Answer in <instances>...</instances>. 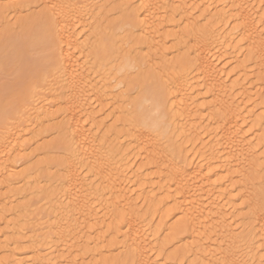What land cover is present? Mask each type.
<instances>
[{
	"label": "bare ground",
	"instance_id": "bare-ground-1",
	"mask_svg": "<svg viewBox=\"0 0 264 264\" xmlns=\"http://www.w3.org/2000/svg\"><path fill=\"white\" fill-rule=\"evenodd\" d=\"M134 1V6L117 5L128 19L111 21L99 13L104 22L97 20L98 15L80 40L77 29L85 28L81 19L85 6L71 7L68 0H28L42 8L29 29L27 43L15 44L10 35L0 43V245L5 243L0 248L14 246L11 255L15 258L28 253L31 264H161L166 259L176 264H264V197H253L255 186L249 180L251 175L264 173V103L249 94L244 86L248 82L238 84L257 72L264 86V0ZM177 17L183 23L180 31L175 30ZM126 30L137 34L132 44L139 54L117 46L118 36ZM168 40L170 48H166ZM128 44L121 41L123 46ZM211 46L217 50L213 52ZM84 49L90 50V59L87 55L82 63L76 55ZM244 53L240 61L238 54ZM223 58L234 64L232 71H226ZM108 61L113 62L110 76L117 80L110 78L114 81L110 84L105 78L108 82H103L102 89L120 90L108 99L125 107L117 116L121 127L130 126L122 134L129 139L124 148L118 143L124 137L113 125L97 135L100 123L92 108L105 100L90 80L91 73L103 71ZM163 70L165 75L160 74ZM226 80H231L229 85ZM124 86L136 89L131 100L124 98ZM50 87L62 98L51 93L55 101L50 102L47 95L50 107L35 112L44 120L60 119L53 127L61 137L60 147L47 150L48 154L59 151L62 157L53 160L52 155L44 168L58 169L56 179L64 200L49 203L53 211L47 216L48 231L28 236V246L22 247L24 241L6 239L7 231L16 228L10 219L17 213L8 202L9 193L15 191L11 193L16 180L23 182L33 175L27 169L23 176L12 173L16 170L10 159L14 154L13 161L20 162L28 146L23 138L28 111L23 110ZM143 108L148 109L145 115L139 111ZM172 132L176 143L173 138L170 142ZM186 143L191 153L184 149ZM131 153L141 161L132 167L133 172L123 167ZM39 189L36 194H46L45 187ZM34 192L28 190L32 196ZM134 194L146 207V211L140 209L145 211L142 214L133 207ZM52 195L44 198L50 201ZM153 216L159 221L151 228L147 220ZM171 220L174 223L168 228ZM40 225L31 229L41 231L45 226ZM166 229L170 234L160 239ZM169 244L177 245L171 257L164 255L156 261ZM41 246L48 247V253L43 254ZM116 250L121 252L112 255ZM8 258L0 264L15 260Z\"/></svg>",
	"mask_w": 264,
	"mask_h": 264
},
{
	"label": "rangeland",
	"instance_id": "rangeland-1",
	"mask_svg": "<svg viewBox=\"0 0 264 264\" xmlns=\"http://www.w3.org/2000/svg\"><path fill=\"white\" fill-rule=\"evenodd\" d=\"M5 1V2H4ZM28 0H0V43H5V39H7L8 37H9V35H10V37H11V41L13 42V43H15V44H26L27 43V41H28V33H29V29H30V27L33 25V23H34V21H35V19H38V17H39V14L41 13L40 11H41V8H42V6L40 5V4H28V2H27ZM121 1V2H120ZM22 2H24V3H26L27 4V6L23 3V5L22 4H20V3H22ZM70 2V6L72 7L73 6V4H74V6H76V7H82V6H85L81 11V19H82V21H83V25L85 26V28H81V29H77V33H79L80 32V35L82 36V38L80 39V40H82L83 38H85L87 35H88V33H89V31H88V28H89V26L90 25H93L94 23H95V21H96V19L98 18V15H99V19H97L99 22H101V23H103L104 22V18L102 17V15L103 16H107V18L108 19H110L111 21H112V19L115 21V20H117V19H122V18H124V19H128L129 18V15L128 14H120L119 12V9H118V6L120 5V4H129V6H134L135 5V1L134 0H112V1H109V0H106V2H105V0L103 1V0H100V2H99V0L97 1V0H68V3ZM77 2V3H76ZM81 2V3H80ZM90 2H91V4H90ZM10 5H9V4ZM79 3V4H78ZM11 4H13V5H15V6H17L16 8L17 9H14L13 10V8L11 7ZM77 4V5H76ZM105 4H107V5H105ZM131 4V5H130ZM6 5V6H5ZM19 5V6H18ZM21 5V6H20ZM40 5V6H39ZM79 5V6H78ZM103 5V6H102ZM118 5V6H117ZM8 6V7H7ZM10 6V7H9ZM36 6V7H35ZM106 6V7H105ZM6 7V8H5ZM14 7V6H13ZM38 7V8H37ZM101 7V8H100ZM103 7V8H102ZM117 7V8H116ZM98 8V9H97ZM105 8V9H104ZM115 9H116V11H115ZM6 10V11H5ZM17 10H19V12L20 13H18L19 15H17L16 13H15V11H17ZM99 10V11H98ZM5 11V12H4ZM28 11V12H27ZM119 11V12H118ZM258 11V10H257ZM104 12H105V14H104ZM116 12V13H115ZM118 12V13H117ZM213 12V11H212ZM98 13V14H97ZM99 13H101V14H99ZM258 13L260 14V10L258 11ZM114 14V15H113ZM196 14V13H195ZM194 14V18H196L197 17V15L198 14H196L195 15ZM15 15H16V18H15ZM19 18H18V17ZM100 16H101V18H100ZM196 16V17H195ZM103 19V20H102ZM176 19V24H178L177 26H179V25H181V24H183L180 20H179V17H177V18H175ZM175 19H174V21H175ZM262 19H264V15L262 16ZM86 20V21H85ZM101 20V21H100ZM179 20V21H178ZM181 22V23H180ZM201 22V21H200ZM199 22V23H200ZM203 22L204 21H202V23H200V25L201 24H203ZM175 23V22H174ZM263 25H264V22H263ZM177 26L175 27V30H179L180 31V29L181 28H183V25H181V27L179 26L178 28H177ZM182 30V29H181ZM127 32H125V33H123V34H121V37L120 36H118V41H119V39H121V41L123 40H125V41H127V43H131L130 45L128 44V46L127 45H125V46H123V45H121V41L120 42H118L117 41V46H118V43L120 44L119 45V47L120 48H127V49H130L131 50V52H132V50L134 49H136L135 51L133 50V55L135 54V53H138L139 52V50L136 48L137 46H135L134 44H132L133 42H134V39H135V37L137 36V34L136 33H133L131 30H126ZM83 34V35H82ZM133 35V36H132ZM84 36V37H83ZM124 37V38H123ZM126 37V38H125ZM128 39H129V41H128ZM117 40V39H116ZM133 40V41H132ZM158 40V38H156L155 39V41H157ZM171 40V42H172V38L170 39ZM170 40H168V42H167V45H166V48H170L171 47V43H170ZM129 47V48H128ZM130 47H132V48H130ZM212 48V49H211ZM211 50H213V52H215L216 50H217V48L215 47L214 48V46H211ZM87 51V52H86ZM90 50L89 49H84L83 51H82V53L81 52H78L77 53V57H81V58H79V60L81 59V62L83 63V61H87V59L89 60L90 59V52H89ZM84 52L86 53V54H84ZM89 52V53H88ZM167 52H169V51H167ZM139 54V53H138ZM137 54V55H138ZM167 54H169V53H167ZM166 54V55H167ZM86 55V56H85ZM87 55H88V57L89 58H85V57H87ZM136 55V54H135ZM242 54H238V57H240V61L241 60H243V58H244V56L246 55L245 53L243 54V56H241ZM84 56V57H83ZM172 56V54L171 55H169L168 57H166L167 59H169L170 57ZM224 59V58H223ZM222 59V60H223ZM225 59H227V58H225ZM224 59V61H223V63L224 64H226L225 66H224V68L225 69H227L226 71H232V69L234 68V64H232V62L230 63L229 61H227V60H225ZM239 59V58H238ZM247 59V58H246ZM247 60H249V59H247ZM110 63V64H109ZM112 61H108V64L110 65H108L107 64V62H106V66L104 67V69H105V71H104V69H103V71L101 70V71H98V70H94L93 71V73H91V76H90V80L94 83V84H97L96 86L99 88V90L101 91V93H102V95H103V97H102V99H104L105 101H106V99L108 100V101H104V103L101 105V106H95V104H93L92 105V108H93V110H94V113L96 114V117H98L97 119L99 120V123H100V131H98L97 132V135H102L105 131H107L109 128H113V127H115V128H119V130H118V132L121 134V137H124V138H121L122 140H118V143H119V145H121L123 148L124 147H126L127 145H128V140L129 139H127V136H123V135H125L124 133H125V130L126 129H130V126L127 124V126L128 127H121V125H120V123H119V121H118V118H119V116L120 115H122V111H121V109H123V110H125V107H123L124 105H116V104H113L114 102H112L111 100L109 101V97H108V95L110 94H113L114 96H115V94H116V92H117V89H116V91H114V89H106V90H104V89H102V85H103V82H105L106 81V79H108V81H109V83L111 84H114V81L115 80H117V79H113L112 78V75L110 76V73H109V70H111V66H112ZM228 64H229V67H228ZM232 64V67H230V65ZM227 66V67H226ZM110 67V68H109ZM108 68V69H107ZM106 70H108V71H106ZM253 70V68H251V69H249V71H252ZM98 71V74L96 73ZM164 71V72H163ZM162 71V73H160V74H164V73H166V71L165 70H163ZM95 72V73H94ZM99 72H100V74H99ZM103 72H106L105 73V75H104V73ZM108 72V73H107ZM95 74V75H94ZM97 74V75H96ZM107 74V75H106ZM165 75V74H164ZM232 75V74H231ZM257 75H258V73L256 72V74H252V76H251V74H250V76H248V79H247V81H246V79L244 80V81H238V84H243L244 82L246 83V82H248V85L247 84H245L244 86H246L245 88H247L249 91V94H251L253 97H254V99H257V98H259V99H262V103H264V86L263 85H261V83L260 82H258V80H257ZM100 76H102L103 78H104V80H103V78L102 77H100ZM99 77V78H98ZM251 77V79H249ZM106 78V79H105ZM110 78H112L114 81L113 82H111L112 81V79H110ZM102 79V80H101ZM249 80V81H248ZM108 81H106V82H108ZM168 82H169V80H168ZM227 82H229V83H227ZM230 82H231V80H226V83L229 85L230 84ZM240 82V83H239ZM92 83V84H93ZM24 84H25V81H24ZM263 86V87H262ZM55 87V86H54ZM53 89V87H50L49 89H50V91H47V90H49V89H47V88H44V89H42V92H40L41 94H40V96L38 95V96H36L35 98H33V100H32V105L30 106L29 105V107L27 108H25L23 111H28V114H27V119H26V122L24 123V129H25V132H26V134L23 136V138H24V141L25 142H27V148H26V150H25V152L24 153H22V155H23V158H24V160H23V158H22V160L19 162L18 161V163L16 164V162L15 161H13L14 159H15V157H14V154L11 156V159H10V162L12 163V162H14L12 165H13V170H16L15 172H12V173H16V175H17V173H20L19 174V176H21V174H22V176L23 175H25L26 173L27 174H29V175H33V177L32 176H30L28 179H25L27 182H25V180L22 182V181H19V180H16L15 181V183L11 186V187H13V188H11V193L13 192V190L15 189V191L12 193V194H10L9 193V196L11 197V195H12V197L9 199V201L8 202H12L11 203V206H14L13 207V209L17 212V213H15V217H13V216H11V217H9L8 219H10V223H12V224H14L13 226H14V228L15 229H11L12 227H10L9 229H11L10 231L8 230L7 231V235L6 236H8V237H6V239L7 240H9V237L11 238L9 241H13V238H14V240L15 239H17V240H20L21 241V243H23V241H24V244L27 242L26 240H28V238L30 237V236H33L34 235V233L35 234H40L41 232L43 233V230H44V233H46L45 231H48V228H46V226H48L51 222H48V217H50L51 215H49V214H52V212L51 211H53V209L51 208V206H50V204L51 205H54V204H58V203H60V202H62V200H64V197H63V195H61V191H60V188H59V183H60V181L58 180L59 178H58V176H57V174L59 175V173H56V172H58V169L56 168V167H54V166H52V168L50 169V171L48 170H46L44 167H45V165H46V163L45 162H48V161H51L52 160V157H53V160H55V159H58V158H60V157H62V156H60V155H62L59 151L57 152V154L55 153H52V154H48V150L47 149H50V148H53V147H55V148H57V146L58 147H60V143L62 142L61 141V137L56 133V131L54 132V128L53 127H55V123L57 122V121H59L60 119H57V121L55 120V121H51V120H48V119H45L44 120V118H41L42 116H38V114H37V112H35L36 110H38V109H40V107H42V106H47V107H50V105H49V100H50V102L51 101H53L55 98L53 97H51L50 95H52V94H55L56 93V96L58 95V97H57V99H61L62 97L61 96H59L60 94H59V92H54V91H52V89ZM126 89V90H125ZM130 89V88H129ZM127 89L125 86L123 87V88H121V92H123L122 94H124L125 95V99L126 100H131V97H135L136 96V89L135 88H132V89ZM107 91H109V92H107ZM128 91H130L131 92V94H129L128 93ZM132 91H133V93L135 94H133L132 93ZM108 93V94H106V93ZM110 92H112V93H110ZM115 94H114V93ZM118 92H120V90H118ZM117 92V93H118ZM50 93V94H49ZM52 93V94H51ZM104 93V94H103ZM127 94H129V95H131V96H129V95H127ZM48 95V97L50 96V98L51 99H49V98H47L46 96ZM104 95H105V97H104ZM117 95V94H116ZM123 95V96H124ZM127 95V96H126ZM133 95V96H132ZM43 96V97H42ZM55 96V97H56ZM129 96V97H128ZM44 97H46V98H44ZM235 98H238V96H236ZM13 99H16V97H11V99L10 100H13ZM49 99V100H48ZM237 101H240V99H236ZM39 101V102H38ZM45 103H44V102ZM46 101L48 102V104L46 103ZM55 101V100H54ZM34 102V103H33ZM38 102V103H37ZM257 103H259V102H257ZM105 105V106H104ZM111 106V107H110ZM112 106H113V108H114V110H113V108H112ZM121 106V107H120ZM34 107V108H33ZM46 107V108H47ZM101 107V108H100ZM115 107H118V108H115ZM127 109L126 110H130V106L128 107H126ZM31 110V111H30ZM34 110V111H33ZM100 110V111H99ZM112 110H113V112H112ZM147 108H143V109H141V110H139V111H143V114L145 115L146 113H147ZM30 111V112H29ZM116 112V114H117V112H118V114L117 115H115L114 113ZM121 111V112H120ZM99 112V113H98ZM119 112H120V114H119ZM32 113V114H31ZM35 113V114H34ZM98 114V115H97ZM28 115H32V116H28ZM113 115H115V116H113ZM100 116V117H99ZM117 116H118V118H117ZM22 116H20L19 118H21ZM35 117V118H34ZM115 117V119H113ZM108 118V119H107ZM116 118H117V120H116ZM31 119V120H30ZM36 119V120H35ZM112 119V120H111ZM30 120V121H29ZM37 120H38V123H37ZM40 120H42V121H40ZM114 123V124H113ZM119 123V124H118ZM54 124V125H53ZM116 124V125H115ZM38 125V126H37ZM42 127H41V126ZM112 125H113V127H112ZM118 125H120V127H118ZM26 126H28L27 128H26ZM34 126V127H33ZM38 127V128H37ZM102 127V128H101ZM34 128V129H33ZM43 128V129H42ZM108 128V129H107ZM114 128V129H115ZM125 128V129H124ZM104 129V130H103ZM121 129V130H120ZM117 130V129H116ZM122 130H124V132L122 131ZM13 130H11L10 131V133L12 132ZM41 131V132H40ZM46 131V132H45ZM128 130H126V132H127ZM1 132V131H0ZM28 132V133H27ZM43 132V133H42ZM45 132V133H44ZM123 132V133H122ZM36 133V134H35ZM31 134H33V135H31ZM38 134V135H37ZM123 134V135H122ZM29 135V136H28ZM35 135H37V138L35 137ZM172 135H173V137H172ZM33 136V137H32ZM170 137V142H172L173 140H174V142L176 143V141L177 140H175V134H174V132H172L171 133V135L169 136ZM172 138H173V140H172ZM205 138V137H204ZM120 139V138H119ZM127 141V142H126ZM35 143V144H34ZM178 144V143H177ZM30 145V146H29ZM189 145H187V143L186 144H184L183 145V147H184V149L186 150V151H191V148H190V146L188 147ZM186 147H187V149H186ZM42 152H44V153H42ZM46 152H45V151ZM189 153H191V152H189ZM259 153H261V151H259L258 152V154ZM45 156H44V155ZM47 155H50L49 156V158H48V160H47ZM53 155V156H52ZM25 156V157H24ZM47 156V157H46ZM52 156V157H51ZM55 156H57V157H55ZM60 156V157H59ZM14 157V158H13ZM44 157V158H43ZM51 157V158H50ZM54 157H55V159H54ZM133 156H132V153L131 154H128V157H127V161L125 162L127 165H130L129 167L128 166H126V164H124V166L123 167H127V168H129V169H131L132 170V172L134 171V169L140 164V160L138 159V158H132ZM30 159V160H29ZM32 159V160H31ZM139 161H138V160ZM190 159H192L193 160V162H196V161H194V160H196L195 159V157H191ZM43 160V161H42ZM129 161H131V162H129ZM43 162V163H42ZM40 165H39V164ZM16 164V165H15ZM136 164V165H135ZM22 165V166H21ZM32 165H34V168L35 167H38V168H36V169H34L33 168V166ZM36 165V166H35ZM29 166H30V169L31 170H29ZM42 166V167H41ZM132 167H135L134 169L132 168ZM39 168L41 169L40 171H44L45 173H47V174H43L42 172L40 173V171H39ZM25 169H27V171L25 170ZM44 169V170H43ZM33 170V171H32ZM24 171H26V173H23ZM33 173H35V174H32V172ZM34 171H36V172H34ZM37 171H39V173L37 172ZM83 171V170H82ZM22 172V173H21ZM49 172V173H48ZM84 172V171H83ZM38 173V174H37ZM56 173V174H55ZM85 173V172H84ZM131 173V172H130ZM41 174H43V175H41ZM49 174V175H48ZM54 174V175H53ZM52 175V176H51ZM18 176V175H17ZM35 176V177H34ZM38 176H40V178L38 179L37 177ZM54 177V178H49V177ZM32 178V179H31ZM49 178V179H48ZM56 178H58V179H56ZM37 179H38V181H37ZM48 181H47V180ZM36 180V181H35ZM249 180H250V183H252V181H253V184H254V189H253V192H254V196L253 197H260V196H263L264 197V173H262V174H260V175H258V176H256V175H251L250 177H249ZM19 181V182H18ZM30 181V182H29ZM31 181H32V183H31ZM41 181V182H40ZM42 181H44V182H42ZM53 181V182H52ZM59 181V182H58ZM29 182V183H28ZM38 182V184H36ZM48 182V183H47ZM41 183V184H40ZM43 183V184H42ZM26 184V185H25ZM40 184V185H39ZM16 185V186H15ZM28 185V188L26 187ZM33 185V186H32ZM35 185H37V188H35L36 186ZM29 186H30V188H29ZM42 186H44L46 189L44 190L43 189V191L45 192L46 190H47V192L49 193H47L46 192V194L47 195H52L51 197H54V199L53 198H51L50 197V201H49V199L48 198H44V196H46V194L45 193H37L36 194V192L37 191H39L40 189L39 188H44V187H42ZM56 186V187H55ZM58 186V187H57ZM16 187H19V188H17V190H16ZM31 187H33L32 189H31ZM22 188V189H21ZM27 188V189H26ZM130 188H133V186H130ZM19 189H21V191L19 190ZM26 189V190H25ZM35 189V190H34ZM52 189V190H51ZM54 189V190H53ZM20 192H19V191ZM28 190L30 191H35L34 192V194H33V196L31 195V194H29L28 193ZM51 190V191H50ZM57 190V191H56ZM5 191V190H4ZM24 191V192H23ZM26 191H27V193H26ZM18 193L17 195H15L14 196V194L15 193ZM54 192V193H53ZM25 193H26V196H25ZM58 193V194H57ZM36 194V195H35ZM45 194V195H44ZM154 194H156V196H160V195H157V192H155L154 191ZM236 194V193H235ZM29 195V196H28ZM135 195V194H134ZM133 195V200H134V202H133V207H134V209L136 208V210L138 211L139 210V213L140 214H142V213H144L145 211H146V207L145 206H143V204L138 200V199H136L137 198V196L135 195L134 196ZM28 196V197H27ZM31 196H32V198L35 196V198L34 199H32L31 198ZM42 196V197H41ZM58 196V197H57ZM24 199V201H22L23 199ZM25 198H26V200H25ZM30 198L32 199V201H30ZM61 198H63V199H61ZM16 199V200H15ZM44 199V200H43ZM51 199H53V200H51ZM28 200V201H27ZM138 200V201H137ZM15 201V202H14ZM22 201V202H21ZM57 201V202H56ZM136 201V202H135ZM25 202H27V203H25ZM30 202V203H29ZM48 203V205H47V203ZM55 202V203H54ZM50 203V204H49ZM135 203H137V204H135ZM21 204V205H20ZM25 204H27V206L25 205ZM31 206H30V205ZM17 205V206H16ZM141 205V206H140ZM10 206V205H9ZM44 206H46V207H44ZM18 207V208H17ZM23 207H25V208H23ZM29 207H32V208H29ZM140 207V208H139ZM144 207V209H145V211L142 209L141 211H140V209L141 208H143ZM9 208H11V207H9ZM19 208H20V210H19ZM51 208V209H50ZM138 208V209H137ZM26 209V210H25ZM32 211H31V210ZM20 211V212H19ZM25 211H27V212H25ZM31 211V212H30ZM22 212V213H21ZM20 213H21V215H20ZM29 213V214H28ZM43 213V215H44V218L42 217V219H41V214ZM19 214V215H18ZM23 214H26L27 215V217L28 218H26V215H23ZM46 214V215H45ZM17 215V216H16ZM30 215V216H29ZM39 215V216H38ZM48 216V217H47ZM23 217H25V218H23ZM34 217H36V219L34 218ZM46 217V218H45ZM40 218V219H39ZM25 219V220H24ZM31 219V220H30ZM33 219V220H32ZM159 219V217L157 218V216H153V217H150L148 220H147V222L149 221L150 223H151V228H153V227H155L156 225H157V223H158V220ZM11 220H12V222H11ZM36 220H43V222L42 221H36ZM45 220V221H44ZM152 220V221H151ZM155 220V221H154ZM26 223H25V222ZM36 221V222H35ZM172 221V222H171ZM171 221H169V223H167L169 226H167L168 228L169 227H171L170 225H171V223H172V225H173V223H174V220H171ZM46 222H47V224H46ZM148 222V225L150 224ZM153 222H154V224H153ZM41 224L40 225V228L44 225H46L45 227H44V229L42 228V230L41 231H33L32 229H34V226L37 224ZM21 226H20V225ZM23 224V225H22ZM33 224V225H32ZM35 224V225H34ZM36 225V226H37ZM26 226V227H25ZM33 226V228L31 229V227ZM36 226H35V229H36ZM150 226V225H149ZM1 228L3 229V231L5 230L4 228H3V226H1ZM17 228H19V229H21L20 230V232H16V231H14V230H16ZM28 229V230H27ZM32 230V231H31ZM23 231V232H22ZM105 230H103V232H104ZM165 231H168V229H166ZM165 231H163V234H161V238L160 239H163L162 237H166V236H168L169 234H170V232L168 231L167 233H165ZM6 232V231H5ZM16 232V233H15ZM22 232V233H21ZM26 232V233H25ZM33 232V233H32ZM38 232H40V233H38ZM13 233H14V235H13ZM22 234V235H20V234ZM28 233V234H27ZM30 233H31V235H30ZM11 234H12V237H11ZM20 235V236H18V235ZM165 235V236H164ZM13 236H16V237H13ZM29 236V237H28ZM19 239H18V238ZM25 239V240H24ZM152 240H153V238H151ZM150 239V242H152V240ZM1 240H3V238L1 239ZM26 241V242H25ZM153 243H155L154 241H153ZM21 245L22 247H26V246H28V244L26 243L25 245ZM3 245H5V243L4 244H1L0 246H3ZM174 244H169L167 247H166V252H163V255H161V256H159V257H157L156 258V261L158 260V261H162V260H159L160 258L162 259V256H164V258L165 257H171V254H172V250H174L175 249V246H177V245H174ZM9 246H11V245H6V247L4 248H2V250H1V248H0V260H3L5 257L6 258H8V259H10V257H11V259L10 260H13L12 258H14L15 260H13V261H11V263L10 264H29V262H30V264H31V261H29V259H30V257H27V256H30V255H28V253H27V255H26V253H24L23 255H22V253H20L18 256H16V258L13 256V254L11 255V253H13V249H14V246H11V247H9ZM173 246V247H172ZM8 247V248H7ZM42 247V248H41ZM40 248H41V252H42V250H43V254H46V253H48V252H46V249L48 248V247H46V246H41ZM89 247H91V246H89ZM171 247V248H170ZM12 248V249H11ZM167 248H170V249H168V251H167ZM44 249H45V251H44ZM48 250V249H47ZM5 252V253H4ZM119 252H121V250H116V251H114L113 253H112V255H117ZM115 253V254H114ZM2 254V255H1ZM109 255V253L108 254H106V256H108ZM23 256V257H22ZM18 257V258H17ZM27 257V258H26ZM26 259V260H25ZM86 260V261H85ZM85 262H87L88 261V258L86 259V257H85ZM24 262V263H23ZM28 262V263H27ZM158 263H161V262H158ZM163 263H171V264H174L175 262L174 261H171V260H169V259H166L165 261L163 260L162 261V263L161 264H163ZM176 264V263H175ZM186 264V263H185Z\"/></svg>",
	"mask_w": 264,
	"mask_h": 264
}]
</instances>
